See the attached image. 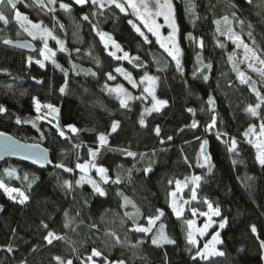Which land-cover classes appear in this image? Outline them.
I'll list each match as a JSON object with an SVG mask.
<instances>
[{"label":"trees","instance_id":"1","mask_svg":"<svg viewBox=\"0 0 264 264\" xmlns=\"http://www.w3.org/2000/svg\"><path fill=\"white\" fill-rule=\"evenodd\" d=\"M63 2L73 5L72 21L78 23L75 29L79 33L75 38L79 41L68 42L53 13L41 10L31 0H20L17 10L34 22L42 21L51 28L55 25V34L66 40L69 49V52H59L55 58L68 69L67 77L51 62L44 67L33 60L29 63L30 56H34L36 50L27 53L0 43V105L8 110L0 114V132L27 143L41 144L49 151L52 161L46 168L12 159L0 162V179L9 186L22 187L30 195L25 205H19L0 189V205H3L0 211V264H21L22 261L26 264H57L53 259L55 256H61L64 260L73 259V264H81V259L90 255L93 248L103 251L110 261L124 259L126 264H262L258 241L264 240V168L256 162V153L243 138L249 124H257L260 117L253 118L245 111L249 103H255V96L246 85L238 82L236 73L231 70L232 66L227 61L228 53L233 51L231 43L225 37H220L226 43V48L216 46V25L213 20L236 11L237 16L245 21V26L242 30L239 24L234 23V30L247 38V25L251 24L254 46L264 50V3L260 0H254L251 4L247 0H193L198 14V18H193L185 10V0H173L180 29V46L184 50V71L179 73L171 58L155 42V37L149 34L152 43L144 44L128 23L129 17L114 6L111 10L105 8L101 15L90 3L75 5L74 0ZM230 4L236 5V8L230 7ZM5 6L8 7L6 4L0 5V11L8 16L10 22L5 25L0 21V40L24 39L18 37L21 29L11 20L14 11L11 8L5 10ZM93 12L97 14L92 15ZM85 14L89 15L88 21L82 19ZM92 24L110 33L130 55L139 56L146 63V70L150 74L160 77L156 94L160 99L167 100L168 104L160 113H153L146 118L147 127H141L138 123L142 110L140 100L131 102L130 110L122 109L119 102L104 89L106 81L108 84L119 81L114 71L117 66L124 67L136 80L145 69L134 68L128 61H116L108 56L92 30ZM188 32L204 40L201 55L205 62H212L208 81H204L199 74L193 76L199 49L185 39ZM76 48L80 49L79 53L74 51ZM89 51L92 56L88 55ZM93 57H98L101 63L96 64ZM156 59H160L162 65L168 63L167 69H157ZM72 63L78 66L76 70H72ZM79 69H91L96 75H85L83 72L77 75ZM109 72L116 76V80L107 79L106 73ZM66 81V91L61 93L59 89L65 86ZM209 94L215 97L218 113L217 125L212 131L205 130L211 119L205 103ZM33 97H37L42 104L51 103L59 108L61 127L74 124L81 129L79 135L65 128L70 139L60 137L53 125L44 120L38 122L40 131L46 137L40 140V131L31 123H16L17 117L22 121L36 117ZM189 108L196 110L195 115L187 111ZM261 114L264 115V108ZM193 119L199 121L195 129L190 127ZM114 120L120 121V128L109 136L110 148L101 149L97 163L107 168L113 179L121 175V183L102 185L107 192L104 197L93 195L91 185L87 184L75 187L73 191H65L57 177L74 182L79 172L75 169L77 157L81 163L87 160L88 148L98 146L97 134L109 132ZM156 125L161 127V136L165 138L163 145L153 131ZM218 131L227 132L237 139L236 153L227 151L223 140L216 136ZM167 136H172V141H167ZM197 137L209 141L208 151L215 165L212 173L196 164L200 143ZM80 142H83V146L78 151L74 150L73 144ZM112 149H126L147 155L144 159L139 156L133 158ZM153 151L155 155H152ZM185 156L188 157L187 163ZM150 159L155 163L151 165L152 171L145 175L144 168ZM60 163L74 171L69 173L57 168L56 165ZM8 169H15L21 179L7 176L5 173ZM129 169L132 170L130 180ZM24 173L30 177L33 174L40 177L31 189L27 188V182L22 178ZM192 174L203 177L197 193L198 200L193 206H200L199 210L203 211L206 205L202 201L207 198L214 206H220L222 217L228 220L226 227L219 231L223 241L219 248L225 255L211 257L207 261L199 258L193 261L191 257L195 250H187L189 246L184 220L189 219V214L177 219L168 206V192L175 188L174 183L168 184V180H183ZM246 177L255 178L248 181L250 187L245 185ZM118 192H123L139 206L142 216L138 223L146 225L145 217L155 215L156 209H163L165 215L160 222L166 225L167 234L176 243L157 247L151 243V233L144 236L132 231V221L123 214L133 209L131 205L121 207L123 199L117 195ZM65 211L75 217L68 227L64 226ZM121 218L125 220L123 225L120 223ZM41 221L48 224L47 230L41 226ZM93 224L96 229L90 227ZM253 224L257 227L256 233L251 232L250 226ZM106 229L116 231L121 240L127 237L129 244L113 247L107 243L109 238L104 235ZM48 230L66 236L67 240L54 241L49 245L43 239ZM142 238L143 244L135 249L131 247ZM9 245L13 247L12 252L7 251ZM72 247L77 249L76 254H73ZM94 259L103 264L102 257Z\"/></svg>","mask_w":264,"mask_h":264},{"label":"snow or ice","instance_id":"2","mask_svg":"<svg viewBox=\"0 0 264 264\" xmlns=\"http://www.w3.org/2000/svg\"><path fill=\"white\" fill-rule=\"evenodd\" d=\"M20 0H0V5L10 6L11 10L14 11V19L16 23L19 24L20 29L23 32L27 33L32 40L39 39L42 41V47L39 49L40 56L42 59H37L35 62L40 65V67L45 66V61H50L56 68L60 69L61 72L67 77L68 69H65L62 65H60L55 59L57 51L59 52H69V49L66 47V42L60 39L56 34L54 29L49 28L44 25L42 21L33 22L28 18L27 15L22 14L17 10V3ZM32 4L39 7L41 10H47L49 13H54L56 8L53 7L57 3V0H31ZM249 4L252 3V0H247ZM91 4L99 13L102 15L103 10L108 8L111 10L114 6L115 9H118L120 13L125 15H133L136 20H128V23L132 26L134 31L142 38L144 44H151L152 40L149 39V35L155 37V42L159 45L160 49L163 50L164 53L167 54V57L171 58V61L174 62L175 69L179 73H183V63L182 58L184 55V50L180 46V29L179 25L176 21V10L173 0H74L75 5H85ZM186 8L185 10L193 16V18H198V14L196 13V4L193 0H185ZM72 3H64L63 0L59 3V8L65 13L71 15L72 13ZM230 7L236 8V5L230 4ZM96 12H93L92 15H96ZM163 18V24L159 23V19ZM55 19V17H54ZM82 19L84 21L89 20V15H83ZM0 21H2L5 25H7L10 21L8 16L4 14L3 11H0ZM213 23L216 25L215 28V39L216 46L224 49L226 48V43L220 40V37H225L227 40H230L235 48L231 53L227 55V61L231 64V70L236 73V78L238 79L241 85H246L249 91L254 94L256 102L249 103L245 111L250 114L252 117H260V123L257 126L256 124H249L248 128L244 131L243 136L246 139L247 143L252 145L255 148V160L264 168V115L261 114V109L264 108V92L260 90L258 86V81L253 79L251 75H249L246 71L241 70L240 65H246L247 69L254 72L259 77V84L264 85V50L258 49L255 47V39L253 37V32L251 31L252 25L248 24L247 27L249 29L247 35L250 38H253V46H249L248 43L245 42L240 33L236 32L233 28V24H239L241 29L243 30L245 26V21L240 19L237 16L236 11H232L230 15L226 14L219 19L213 20ZM61 30L64 29L63 24L58 25ZM167 27L169 29L167 35H164L161 32V29ZM92 30L99 37V41L103 44L104 50L108 56L116 61H128L133 65L134 68L145 69L144 74L140 77L139 81L135 80L130 72H128L124 67L117 66L114 71L124 77V79L133 87H141L142 91L139 96H134L127 88L124 87L123 84H116L114 86L109 85L107 81L105 82L104 89L108 92L109 95L114 96L118 101L120 108L130 110V101L140 100V101H148L150 98V106H146L140 112L138 123L141 127H147L146 118L151 116L153 113H160L162 109H164L168 101L165 99H160L156 90L160 83V77L158 75L150 74L146 69L147 65L145 62L141 61L139 56L130 55L128 51H125L120 43H118L113 36L108 33L100 30L96 24H92ZM146 30V31H145ZM147 33V34H146ZM76 35V33H74ZM185 39L188 40L190 44H194L199 51H197L196 55V68L193 71V76H197L198 74L202 76L204 81L209 80V74L212 70V62H205L203 56L201 55L202 50L204 49V40L202 37L195 36L192 32H188L185 35ZM49 40H53L56 42L58 46L56 49L49 46ZM0 43L4 45H13L16 47H29L31 48L32 42H20L13 41L12 39L4 38L0 40ZM236 50H242L241 55H237ZM77 53L80 52L79 48L74 49ZM89 56H92V52L89 51ZM96 64H100L101 61L98 57H93ZM155 62L160 65L162 61L160 59H156ZM29 63H31V58H29ZM168 63H163V67L160 70L167 69ZM77 65L72 63V70L77 69ZM83 72L85 75L95 76L96 73L91 69H79L77 75ZM108 80H116V76L111 72L106 73ZM67 87V81L65 82V86L61 87L59 91L61 93H65ZM33 104L35 111L37 113L36 117L31 120L22 121L20 117L16 118V123H31L34 128H37V131H40L38 126V122L47 120L50 125L56 129V132L60 137H64L70 139L67 136L65 128L70 130V132L76 136L79 135L81 129H79L74 124H67L64 127H61L59 123V113L60 109L54 106L51 103H41V101L37 97H33ZM207 111L211 113L210 122L206 125V131H212L216 128L218 113L216 112V100L215 97L209 94L207 101ZM45 110V111H42ZM8 110L0 105V114L6 113ZM187 111L193 113L195 115L196 110L189 108ZM201 111H205V109H201ZM51 117V119H49ZM55 121V123H53ZM199 126V121L193 119L190 127L197 128ZM257 127L259 130L257 131ZM120 128V121L114 120L111 123L110 131L107 133L101 132L97 134L98 146L95 148H88V159L83 163L79 162V157H77V163L75 164V169H78L80 172L79 178L72 180L61 179L59 176L57 177L58 183L60 186L65 189V191H73L75 187H83L85 184L91 185L93 195H98L100 197H104L107 195L105 188L102 185L116 184L119 185L121 183L122 176L117 175L115 179L109 176L108 169L102 165L97 163V159L101 154V149L110 148L109 146V136L112 133L117 132ZM155 135L160 138V144H164L165 138L161 136V127L156 125L153 129ZM182 131V130H181ZM216 136L218 139H222L223 143L227 147V151L231 153H236L238 151V141L235 137L229 136L227 132H217ZM227 137V139H223ZM45 133L40 131V140L45 139ZM172 136H167V141H172ZM199 143V151L197 153L196 164L200 168H206L208 173H212L215 167L211 162V154L208 151L209 141L207 139L201 140L197 137ZM83 146V142L73 144L74 150H79ZM114 151H121L123 154L129 157L136 158L139 156L141 159H144L147 154L145 153H136L132 151H128L126 149H112ZM166 151V149H162ZM0 151L11 153V154H22L23 158L26 160H31L35 164H39L42 168L46 164L52 163L48 158V150L43 148L39 143L33 144H25L16 141L14 138L9 137L6 133L0 132ZM152 155H155V151H153ZM185 162H188V157H184ZM155 163L154 160H149V164L144 168V173L147 175L152 171V164ZM235 164L236 161L233 160ZM57 168L63 169L65 172H73L74 169L71 167H67L65 164L60 163L56 165ZM95 170L96 179L92 175V171ZM129 175L128 179H131L132 170H127ZM9 177H15L16 179H21V176L17 175L15 169H8L5 173ZM23 180L27 182V188L31 189L32 185L36 183L40 179V177L35 176L34 174L29 176L28 173H24ZM203 177L200 175H192L186 176L183 180L181 179H169L168 184L172 185L174 183L175 188L168 192L169 204L168 206L171 208L172 213L177 219H183L185 216V211L187 206L191 204L192 201L198 200V190L201 187V181ZM254 177H246L245 185L250 187L251 185L248 181H253ZM190 188V197L185 199L183 196L184 189ZM0 189L4 191L7 197L17 202L19 205H25L26 202L30 200V195L27 191L22 190L19 187H10L6 184L2 179H0ZM117 195L122 197L123 204L121 207H127L131 205L133 211L125 212L123 215L128 220L132 221L133 228L132 231L137 233L144 234L147 236L151 233V243L157 247H163L164 245L175 244L176 241L172 239L166 232V225L161 221L162 217H164L165 212L163 209H156L155 215H149L145 217L147 220V225L145 226L142 223H138L140 217L142 216L141 210L139 206L128 196H125L123 192H118ZM87 203V201H85ZM203 204L206 205L207 211H200L196 207L190 208L191 219H185L184 223L186 225V242L188 247V251L192 252L195 250V254L192 255L191 259L196 261L198 258L200 260H209L213 256H224L225 253L217 248V245L223 243L221 239V234L219 231H215L210 240H207L203 247H199L200 240L199 238L204 237L208 229L212 227L213 224H216L217 221L213 219V217H221L218 222L219 229H224L228 224V220L226 217H222L221 209L218 204L215 206L213 202L204 198L202 201ZM3 210V205H0V211ZM65 227H68L75 220V217H71L68 211H65ZM206 217L202 226L197 225V217ZM157 222H160L157 226ZM121 225L125 223L124 218L120 220ZM41 226L44 229H48V224L41 221ZM92 229H96V225H90ZM251 232L256 233L257 227L256 225H251ZM15 233V229L12 230ZM98 231V229H97ZM104 235L109 238L107 243H110L113 247L116 245H120L121 247L127 246L129 241L127 237L124 240H121L120 235L112 229H106ZM43 239L49 244H53L54 241H62L67 240L66 236L57 235L52 230H48L47 234L43 237ZM144 243V239L138 240L136 244L131 245L132 248H138L141 244ZM260 248L264 250V240L260 241ZM73 254L77 253V249L72 247ZM8 252L13 251V247L9 245L7 247ZM135 255V252L133 253ZM94 257H102L103 264H126L124 259H118L115 261H110L108 256L104 254L103 251L93 248L91 254L86 258L81 259V264H97ZM79 258V257H77ZM57 264H73V259L64 260L61 256H55L53 258ZM21 264H26V262L22 261Z\"/></svg>","mask_w":264,"mask_h":264},{"label":"rangeland","instance_id":"3","mask_svg":"<svg viewBox=\"0 0 264 264\" xmlns=\"http://www.w3.org/2000/svg\"><path fill=\"white\" fill-rule=\"evenodd\" d=\"M252 1H254V0H252ZM256 2H258V0H256ZM260 2H263L264 3V0H260ZM59 3H60V1H57V3L55 4V5H53V7H55L56 8V11L53 13V15H54V17H55V19L57 20V22H58V24H63L64 25V33H65V39L69 42V41H72V42H76L77 40L79 41V39L78 38H75V36L79 33V30L77 31L76 29H75V27H77V24L78 23H76V22H74V21H72V18H73V14L71 13V15H69V14H67V13H65L64 11H62L60 8H59ZM5 10H8V9H10V6H8V7H6L5 6V8H4ZM19 11V10H18ZM20 12V11H19ZM22 13V12H21ZM22 14H24V15H26L25 13H22ZM14 15H15V13L12 15V17H11V20L12 21H14V22H16L15 21V19H14ZM128 17H129V20L130 19H132V20H136V18L133 16V15H131V14H129V15H127ZM177 21V20H176ZM34 22V21H33ZM159 23H161V24H163V18L161 17L160 19H159ZM18 24V23H17ZM19 25V24H18ZM20 27V26H19ZM53 27L54 28H52V29H56L55 28V25H53ZM49 28H51V27H49ZM252 30V29H251ZM103 31V30H102ZM146 31V30H145ZM168 31H169V29L167 28V27H164V28H162L161 29V32L164 34V35H167V33H168ZM105 32V31H104ZM238 32V31H237ZM55 33H56V30H55ZM74 33H76V35H74ZM239 33V32H238ZM22 36H21V35ZM19 35H18V37H21V38H24V39H27V40H29V41H31V42H33L35 45H36V52H35V55L34 56H30V58H31V60H33L34 62L37 60V59H42V57L40 56V53H39V49L42 47V41H40L39 39H37V40H32V38L31 37H29L28 35H27V33H25V32H23V30L21 29V33H20ZM147 34V33H146ZM149 35V34H148ZM151 35V34H150ZM241 36L243 37V39L245 40V42L246 43H248L249 44V46H253L252 45V42H253V39L252 38H250L249 36L247 37V38H245L242 34H241ZM254 36V35H253ZM226 39V38H225ZM65 40V41H66ZM227 40V39H226ZM230 43H231V45L233 46V50H234V48H235V45L230 41V40H228ZM49 46L50 47H52V48H54V49H56L58 46L56 45V42L55 41H53V40H49ZM124 49V48H123ZM125 50V49H124ZM126 51V50H125ZM236 52H237V55L239 56V55H241V53H242V50H236ZM59 53V51H57V54ZM56 54V55H57ZM166 54V53H165ZM167 55V54H166ZM56 58V57H55ZM47 63H50V61H45V65L47 64ZM156 66V68L157 69H161L162 67H163V65L162 64H160L159 66H158V64L157 65H155ZM158 66V67H157ZM197 66V65H196ZM161 67V68H160ZM240 68H241V70H243V71H246L249 75H251L252 76V78L253 79H255V80H257L258 81V86L260 87V90L262 91V92H264V85H260L259 84V77H258V75L256 74V73H254V72H251V70H249V69H247V67H246V65H244V64H241L240 65ZM116 73V72H115ZM144 74V73H143ZM116 75H117V78H118V82H116V83H113V84H109V85H112V86H114V85H116V84H123L124 85V87L125 88H127L134 96H139L140 95V93H141V91H142V86L141 87H137V88H133L125 79H124V77L122 76V75H120V74H118V73H116ZM141 77V76H140ZM140 77L137 79V81H139V79H140ZM134 78V77H133ZM135 79V78H134ZM237 79V78H236ZM136 80V79H135ZM238 80V79H237ZM239 82V81H238ZM254 95V94H253ZM112 96V95H111ZM114 99H116L114 96H112ZM254 99H255V97H254ZM117 100V99H116ZM149 100H150V98H149ZM141 101L142 103H141V107H142V110H143V108L144 107H146V106H150V103H151V101ZM118 101V100H117ZM134 101V100H133ZM133 101H130V103L131 102H133ZM119 102V101H118ZM255 102H256V100H255ZM141 110V111H142ZM254 118V117H253ZM259 123H260V121H258V123L256 124L257 126L259 125ZM259 130V128L257 127V131ZM244 138V137H243ZM244 142L248 145V146H250L252 149H253V151L255 152V148L252 146V145H250V144H248L247 143V141H246V139L244 138ZM256 153V152H255ZM92 172H94V175H93V177L94 178H96V179H99V177H96V173H95V170H93ZM79 175H80V172H78L77 173V175H76V179H78L79 178ZM192 175H198V174H192ZM192 175H190V176H192ZM10 187H17V186H10ZM19 188H21L22 190H24L22 187H19ZM183 196H184V198L185 199H187V198H189L190 197V188H188V189H184V192H183ZM194 203H196V201H192L191 202V204L189 205V206H187V209H186V211H185V214L187 213V214H189V219H191L192 218V216H191V212H190V208H192V207H194L193 206V204ZM196 208H200V206H196ZM205 209L203 210V211H207V207H204ZM205 219H206V217H202V216H200V217H197V225L198 226H202L203 225V223H204V221H205ZM213 219L214 220H216L217 221V223L216 224H213L212 225V227H210L209 229H208V232H207V234L204 236V237H202V238H199V240H200V244H199V247H203V244L207 241V240H210L211 239V236H212V234L215 232V231H220L221 229H219V226H218V222H219V219H218V217H213ZM147 225V224H146ZM145 225V226H146ZM158 226V225H157ZM217 248L220 250V248H219V245H217ZM213 257H215V256H213ZM96 262H97V260H96ZM97 264H99L98 262H97Z\"/></svg>","mask_w":264,"mask_h":264},{"label":"water","instance_id":"4","mask_svg":"<svg viewBox=\"0 0 264 264\" xmlns=\"http://www.w3.org/2000/svg\"><path fill=\"white\" fill-rule=\"evenodd\" d=\"M12 40L13 41H20V42L29 41L27 39H12ZM32 45L33 46L31 48H29V47H16V46H13V45H9V46H12L14 48H17V49H19L21 51H24V52H27V53H32V52H34L36 50V45L33 42H32ZM7 135L9 137H11V138H14L18 142L25 143V144H31V143H27V142L21 141V140L15 138L14 136H12L10 134H7ZM47 154H48L49 160H51L49 151L47 152ZM6 159L18 160V161H22V162L28 163L30 165L42 168L39 164H35L31 160L24 159L22 154H11V153H6V152L0 151V162H3ZM50 165H51V163L50 164H46L43 168H46L47 166H50ZM260 241L261 240L258 241L259 242V246H260ZM260 252H261L260 258H261L262 264H264V250H262L260 248Z\"/></svg>","mask_w":264,"mask_h":264},{"label":"built area","instance_id":"5","mask_svg":"<svg viewBox=\"0 0 264 264\" xmlns=\"http://www.w3.org/2000/svg\"><path fill=\"white\" fill-rule=\"evenodd\" d=\"M42 111H45V110H42Z\"/></svg>","mask_w":264,"mask_h":264}]
</instances>
